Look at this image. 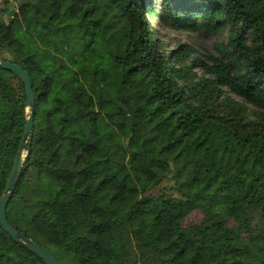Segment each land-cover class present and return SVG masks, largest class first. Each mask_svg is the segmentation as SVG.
Segmentation results:
<instances>
[{"label":"trees","instance_id":"1","mask_svg":"<svg viewBox=\"0 0 264 264\" xmlns=\"http://www.w3.org/2000/svg\"><path fill=\"white\" fill-rule=\"evenodd\" d=\"M4 2L0 58L36 100L8 221L62 264H264V0ZM30 111L0 67V198ZM0 264L46 263L0 224Z\"/></svg>","mask_w":264,"mask_h":264},{"label":"water","instance_id":"2","mask_svg":"<svg viewBox=\"0 0 264 264\" xmlns=\"http://www.w3.org/2000/svg\"><path fill=\"white\" fill-rule=\"evenodd\" d=\"M0 67L9 70L20 77L25 84L27 105L31 109L29 116L26 120L25 132L20 149L17 153L15 164L8 180L7 186L3 195L0 198V224L2 228L9 233V235L16 241L23 243L29 250L38 255L46 264H62L60 263L50 252H48L43 246L29 237L23 236L20 231L13 226L7 218L6 209L9 200L16 188L18 179L21 174V166L24 159V147L28 142H32L33 139V124L34 114L36 110L35 93L33 90V82L30 73L24 69L21 65L6 59L0 58Z\"/></svg>","mask_w":264,"mask_h":264},{"label":"rangeland","instance_id":"3","mask_svg":"<svg viewBox=\"0 0 264 264\" xmlns=\"http://www.w3.org/2000/svg\"><path fill=\"white\" fill-rule=\"evenodd\" d=\"M152 1L159 2V0H152ZM17 3L18 1L13 2L12 7H14V5ZM4 5H5L4 0H0V8L4 7ZM155 8H158L157 4H155ZM149 22L152 25L153 31L160 32V34H164V37L162 38L164 40L169 41V48L172 49L176 47V45L179 44L180 42L191 43L198 48L199 51L198 53L200 56L207 52L216 54L217 52L215 51L214 43L223 38L222 34L216 35L213 33H205L203 31L183 32L179 30H172L170 28L164 29L162 28V26L161 27L157 26V24H159L157 15H153L152 17H150ZM196 70H198L199 73L201 71L199 68H197ZM248 107L251 106L249 105ZM25 155H26V151H24V156ZM173 184H174L173 181H171L170 183L163 182L161 184L154 186L152 189L147 190L146 194H151L156 196L164 192V190L169 193H173L174 190L170 188V186H173ZM202 219H203V213L201 211L196 210L188 216L185 223L186 224L197 223ZM259 227H260V221L258 218L257 219L255 218L248 229L254 231V230H258ZM241 233L247 236V230H245L244 228H241ZM120 242H121V234L120 231H118L116 255H121ZM135 251L137 255L136 256L137 260L136 262H133V264H144V259L141 256L140 251L138 249H136ZM120 261L121 262L123 261V257L120 258Z\"/></svg>","mask_w":264,"mask_h":264}]
</instances>
